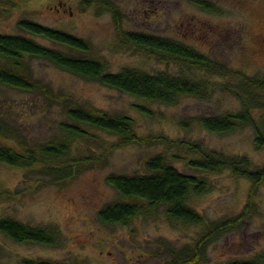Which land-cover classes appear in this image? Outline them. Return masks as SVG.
<instances>
[{"label": "rangeland", "instance_id": "obj_1", "mask_svg": "<svg viewBox=\"0 0 264 264\" xmlns=\"http://www.w3.org/2000/svg\"><path fill=\"white\" fill-rule=\"evenodd\" d=\"M198 1L0 0V33L26 34L18 22L30 19L86 39L91 45L90 51L78 54L101 59L109 71L134 67L150 73L166 71L206 79L211 87L208 97H184L175 105L167 106L120 92L96 80L83 79L46 60L30 61L33 77L54 92L70 96L69 101L73 103L84 102L112 114L131 116L137 134L142 137L164 134L173 139L197 140L207 149L246 156L256 169L264 165V145L255 143L251 126L220 134L207 131L196 120L199 114L240 110L239 78L162 62L121 46L112 12L100 6V3H114L124 30L172 38L234 71L264 76V0H203L214 3L218 12L198 6ZM34 38L61 47L43 38ZM136 104L153 109L155 116L143 115ZM64 106L50 104L41 95L0 84V124L12 137L0 138V143L16 146L19 139L26 145H34L55 137L59 123L66 116ZM253 111L255 118L264 123V109ZM184 119L189 125L180 124ZM96 134L101 144L87 140L76 145L83 152L90 147L89 150L100 153L118 140L103 131ZM176 151V147L149 141L120 145L111 150L103 166L86 169L65 185L53 184L43 174L0 164V217L55 227L59 234L58 243L47 246L16 243L0 233V264H21L24 258L82 264H162L170 259L172 251L193 244L202 227L168 219L163 207L148 216L134 218L128 225H106L98 219L102 206L119 199L106 177L111 173H143L145 160L157 153H164L168 162L185 173L206 177L210 189L189 200L206 222L234 217L243 211L248 203L250 181L229 170L197 172L188 165L187 158H173L172 153ZM185 154L188 158L193 156ZM261 254H264V182L255 193L250 215L238 228L209 244L199 264L227 263Z\"/></svg>", "mask_w": 264, "mask_h": 264}, {"label": "trees", "instance_id": "obj_2", "mask_svg": "<svg viewBox=\"0 0 264 264\" xmlns=\"http://www.w3.org/2000/svg\"><path fill=\"white\" fill-rule=\"evenodd\" d=\"M16 4V3H15ZM112 12L117 28V39L121 46L141 52L162 62L202 70L220 76L234 75L241 85L238 96L241 108L236 112L223 114H199V125L212 133L228 134L241 126L249 125L255 133V143L264 145V123L255 116V109H264V76H247L219 63L208 55L172 38L142 31H127L121 25V14L114 3H100ZM198 6L218 12L214 3L200 0ZM18 26L26 34L0 33V84L25 92L41 95L50 104L65 105V119L59 123L58 134L44 142L16 146L0 143V164L45 175L49 182L65 185L81 172L92 167L103 166L107 155L120 145L144 142L161 143L176 147L172 153L175 159L187 158L188 165L202 173H216L229 170L233 175L246 178L251 183L248 203L243 211L234 217L206 222L204 215L189 202L192 197L205 194L210 189L205 176L179 170L168 162L164 153L150 156L144 162L143 173L117 174L106 177L119 199L102 206L98 219L106 225H128L134 218L148 216L163 207L168 219L188 225L201 226L202 230L193 244L185 245L171 252V257L162 264H199L206 255L209 244L227 231L238 228L250 215L255 193L264 182V165L254 168L249 159L242 155H228L214 149L204 148L197 140L173 139L164 134L142 137L134 128V119L128 115H116L107 110L90 106L84 102L73 103L70 96L54 92L47 84L33 77L32 59L46 60L55 66L87 80H96L104 86L119 90L134 97L159 104L173 106L184 97L204 99L211 92L210 82L204 78L173 75L166 71L150 73L134 67H123L117 72L109 71L99 58L78 54L88 53L90 43L68 31L45 26L30 19H21ZM34 37L43 38L58 46L44 44ZM69 50V51H67ZM74 51L76 53H72ZM238 83V82H237ZM143 115L155 116L153 109L143 104L135 105ZM182 126L189 125L182 120ZM96 131H103L117 137V142L105 147L100 153L76 145L91 140L101 144ZM0 138H12L0 124ZM193 154L188 158V154ZM42 181V180H40ZM0 233L16 243H35L52 246L59 241L55 227L36 226L16 218L0 217ZM21 264H82L52 260L24 258ZM218 264H264V254L252 258H238Z\"/></svg>", "mask_w": 264, "mask_h": 264}]
</instances>
